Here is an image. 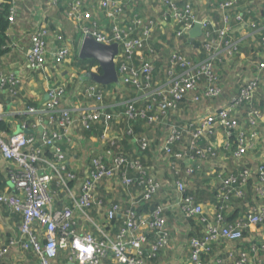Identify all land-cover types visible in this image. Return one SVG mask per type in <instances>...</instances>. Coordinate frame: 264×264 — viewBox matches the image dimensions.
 Masks as SVG:
<instances>
[{
    "label": "built area",
    "instance_id": "obj_1",
    "mask_svg": "<svg viewBox=\"0 0 264 264\" xmlns=\"http://www.w3.org/2000/svg\"><path fill=\"white\" fill-rule=\"evenodd\" d=\"M140 1L100 0L98 11L110 21L109 33L88 27L94 15L84 9V0H48V6L68 5L66 17L78 24L83 32V40L90 37L107 46L118 45L119 53L114 58L118 77L123 86L137 94L125 102L121 117L130 122H147L167 128L164 158L175 172H179L177 161L184 163L186 168L184 177L177 183L180 193L185 191L186 183L195 171L187 150L178 147L186 142V136L192 138L189 151L201 160L218 156L213 147L202 149L197 145L208 134L223 128L226 135L232 138L224 151L231 153V158L244 166L236 175L219 174L216 177L221 180L217 196L218 211L214 215L206 213L205 208L196 205L189 196L180 200L184 217L201 224L205 234L201 238L192 237L187 243L189 264H264V239L260 241L252 235H245L250 226H264V163L257 166L244 164V158L251 151L261 149L264 143V109L254 105L256 92L264 82V26L257 30L260 59L253 62L256 68L253 78L240 87L228 105L212 109L208 115L186 124L179 121L184 116L186 101L190 100L196 105L222 96L219 66L226 62L237 65L234 61L240 50V44L230 37L233 31L230 13L248 3L252 10L236 12V21L242 23L244 16L248 13L251 16L256 6L260 5L264 12V0H224L219 3L217 9L223 13L220 27L200 21L190 2L159 0L162 10L155 18L139 13ZM2 4L10 5L9 29H12L19 17L17 0H0ZM260 18L264 22V14L261 13ZM196 23H200L203 29L202 36L196 39L198 46L190 45L192 52L189 55L185 50L169 48L165 43L170 49L171 61L168 68L159 71L153 62L157 51L149 47L147 53L148 42L155 33H164L165 30L168 33L172 31L168 41L172 38L185 39ZM50 36L49 29L41 25L30 33L31 49L26 56L29 70L43 71L49 65L66 68L74 61L70 44L61 35L57 36L60 46L49 49ZM21 84L22 80L15 74H6L0 69V99L8 93L17 97ZM82 93L90 104L79 109L77 117H73L71 110L61 109L66 84L57 83L49 88V100L45 105L40 108L28 107L19 113L26 117L24 131L8 134L0 129V156L11 165L8 176L15 191H0V206L22 216L20 247L31 251L39 264H54L62 250H69L79 264H102L106 259L115 264H149L150 260L169 247L172 240L164 207L158 206L150 214H140L137 201L133 200L127 209H123L119 203H111L107 208V222L112 223L118 215L124 220L123 227L114 237L82 233L77 226L80 220L92 222L90 212L97 203L99 188L117 178L121 179L125 192L134 187L141 188V202L147 204L156 198L161 184L150 176L140 160L150 148L151 139L148 137L137 139L140 148L137 155H130L117 146L119 138L113 139L112 150L108 154L96 155L90 160L81 194L71 196L68 206L54 207L55 198L51 191L53 177L65 189L79 179L66 161L62 149L63 131L73 126L92 130L97 124L112 123L120 116L115 107L106 105L108 93L101 85L88 84ZM5 120V115L0 113V122ZM55 125L59 130L50 128ZM40 129L42 131L37 135L25 133ZM127 135L135 137L130 129ZM46 151L52 154L51 159L46 156ZM250 189L253 202L247 213L237 223H227L225 213L234 201L243 200ZM225 242L241 243V249H229L227 259H211L214 246ZM18 244L16 240H11L0 249V264H4L7 255Z\"/></svg>",
    "mask_w": 264,
    "mask_h": 264
},
{
    "label": "crops",
    "instance_id": "obj_2",
    "mask_svg": "<svg viewBox=\"0 0 264 264\" xmlns=\"http://www.w3.org/2000/svg\"><path fill=\"white\" fill-rule=\"evenodd\" d=\"M193 4L194 12L200 21H206L212 26L220 27L223 21V13L217 9L218 4L224 0H183V2ZM100 0H84V9L91 12L94 17L88 27H94L100 32L109 33L111 31L110 21L100 15L98 11ZM19 8V17L14 28L8 30L9 51L0 58V69L6 74H15L22 84L18 89V96L14 97L11 93L1 96L0 113L6 117L4 128L2 131L13 134L24 131L23 124L26 117L19 114L24 112L28 107H42L49 100V88L57 83L66 84V96L62 101L61 109L72 111L73 117L78 116V110L88 106L83 98V89L94 83L92 75H102V69L99 64L89 70L76 67L74 61L66 68H57L54 65H49L43 71H31L26 64V56L31 49L29 41L30 33H32L38 25L46 26L50 33L48 39L49 49H54L60 46L57 36H63L70 44L73 58L79 57L80 49L83 45V32L78 24L69 21L66 17L68 5L57 6L50 8L48 0H17ZM159 0H141L140 7L137 9L143 16H151L158 18L162 10ZM252 10L249 4H243L235 11H231V25L233 31L230 37L233 41L240 44V50L236 53L237 65L231 62L222 63L219 66V73L222 80L223 94L220 98L206 101L202 104H193L190 100L184 103L183 114L180 118L183 124L193 121L197 118H202L209 114L210 110L221 108L228 105L234 95L239 91L240 87L253 78L256 68L253 67V62L260 59L259 55V38L257 30L264 26L263 20H260L261 10L260 5L253 9L251 16H244V21L239 23L236 21L238 11L244 12ZM253 21V23H251ZM87 23V22H85ZM95 25V26H94ZM160 32V31H159ZM170 30V34H171ZM155 33L154 41L162 46L161 51H157V55L153 56V62L159 71H164L169 67L171 57L169 54L170 47L179 50H185L191 55L192 47L190 37H187V42L184 39H171L168 41L157 37ZM165 35V34H164ZM186 39V38H185ZM170 44H168V42ZM167 43V46L164 44ZM167 49V50H166ZM167 53L166 57L161 55ZM117 70V66H116ZM230 77L228 79V76ZM106 92L108 93L106 105L114 108L120 114L112 123H101L93 127L92 130H84L79 126H73L67 131H63L64 139L62 141V149L65 153L66 161L69 166L76 172L78 180L69 184V189L62 188L57 184V180L53 177L54 182L51 186L52 194L54 195V207L61 208L71 204V196L77 197L81 194V185L83 178L88 172L90 160L96 156H105L112 150L111 143L113 139L119 138L117 146L127 151L130 155L140 153L137 139L141 136L151 139L150 148L140 157L143 166L149 171L150 176L161 184V189L156 198L150 203L141 202L142 189L134 187L129 192H125L121 186V179L117 178L110 182L102 184L99 188L96 205L93 206L90 217L92 222L86 220L78 221V230L82 233H90L96 237H101L102 234H107L110 237L117 235L123 227V218L118 215L116 220L108 223L106 214L111 203L121 204L123 209H127L132 205V202L137 201V208L140 214H150L158 206H162L166 210L168 220V230L171 233L172 240L167 249L160 252L156 258L149 261V264H189L190 253L188 252L187 243L192 237H200L204 233V227L197 221L187 220L181 212L180 200L182 197H192L196 205H202L206 213L214 215L218 211V190L220 181L217 176L236 175L243 168L241 162H237L231 158V153L225 152L224 147L232 142V138L226 135L223 128L214 130L212 134H208L200 142L198 146L202 149L213 147L217 152V157H212L209 160H201L197 156L192 155L189 151L192 138L186 136V142L178 145L179 149L184 148L189 155L190 164L195 169L194 174L186 183V189L183 193L177 188V183L184 177L186 173L185 164L177 161L179 172H175L172 166L165 160L163 152L164 140L168 134L166 127L162 125H149L147 122H130L124 120L123 115L125 102L133 99L137 94L135 91L121 84L118 77V82L111 85ZM254 105L264 109V82L260 85L256 92ZM56 126V125H55ZM54 130H59L56 127H50ZM1 129V127H0ZM132 130L135 134L134 138L127 135L128 130ZM42 130L37 132L27 130V135H37ZM264 141V139L262 140ZM232 151L234 148L231 149ZM107 159V158H106ZM249 166H257L264 163V143L261 149L251 151L245 158L244 164ZM11 165L2 159L0 156V175L4 188L1 192H14L11 188L12 182L9 179V170ZM13 186V185H12ZM134 200V201H133ZM253 197L251 189L248 195L241 201H234L232 206L225 213L227 221L237 223L247 213L248 207L252 204ZM150 206L149 211L145 210L146 206ZM153 209V210H152ZM140 210H143L140 211ZM21 221L22 216L10 212L7 208L0 206V249L8 245L11 240L19 242L18 246L13 248L4 260V264H39L37 258L31 251L21 249ZM182 232V234H180ZM253 236L260 241L264 239V226L250 229L247 231L246 237ZM151 238V237H149ZM241 243L216 244L211 259L221 258L227 259L228 250L234 248L241 249ZM246 248L247 245L245 244ZM237 252V251H236ZM70 251H60L58 259L54 264H79V262L70 255ZM264 255V253H262ZM102 264H115L112 260L106 259Z\"/></svg>",
    "mask_w": 264,
    "mask_h": 264
},
{
    "label": "water",
    "instance_id": "obj_3",
    "mask_svg": "<svg viewBox=\"0 0 264 264\" xmlns=\"http://www.w3.org/2000/svg\"><path fill=\"white\" fill-rule=\"evenodd\" d=\"M203 34L202 25L196 23L189 32L191 42L200 38ZM118 45L107 46L98 43L93 38H86L79 52V57L83 60H94L102 69V75H92L94 83L107 86L118 82V74L114 58L118 55ZM31 132H26V134Z\"/></svg>",
    "mask_w": 264,
    "mask_h": 264
},
{
    "label": "trees",
    "instance_id": "obj_4",
    "mask_svg": "<svg viewBox=\"0 0 264 264\" xmlns=\"http://www.w3.org/2000/svg\"><path fill=\"white\" fill-rule=\"evenodd\" d=\"M185 2V1H184ZM9 9H10V5L9 4H2L0 5V58L5 56L7 54V52L9 51L8 49V45H9V37H8V30H9ZM155 37V36H154ZM154 37L152 38V40L150 42H148V48L146 49L147 53H149L148 50L149 47L150 48H154L155 51H161L162 50V46H160L159 44H157L155 41H154ZM162 39H165V36H160ZM158 36V38H160ZM186 43L187 41V37L186 39H184ZM170 44V43H169ZM191 45H193V47H196L198 46V42L196 40H194ZM74 63L76 65V67H79L81 69H85V70H89L90 68L94 67V66H97V62L94 61V60H80V59H75L74 60ZM105 91L107 89H110L109 87H105V86H101ZM3 103L0 99V104ZM0 127H1V130H5L4 128L5 127V124L3 122H0ZM46 156L51 159L52 158V154L49 152V151H46ZM4 188V184L2 183V176L0 175V190H2ZM150 206H153V204L151 205H147L145 210L149 211V208ZM153 209L155 208V206L152 207ZM152 209V210H153ZM143 212V210H140ZM140 213V212H139ZM227 223L229 224H232L231 221H227ZM257 227L256 226H250L248 228L247 231H249L250 229H256ZM247 231L245 232V235H247ZM204 233L202 234V236H200L199 238L201 237H204ZM214 252V248H213V251H212V254ZM211 257V256H210ZM206 258L207 260L210 258Z\"/></svg>",
    "mask_w": 264,
    "mask_h": 264
},
{
    "label": "rangeland",
    "instance_id": "obj_5",
    "mask_svg": "<svg viewBox=\"0 0 264 264\" xmlns=\"http://www.w3.org/2000/svg\"><path fill=\"white\" fill-rule=\"evenodd\" d=\"M164 33H165V35H164ZM164 33H163V32H158L157 37H158V36H159V37H160V36H166V35L168 36V35L170 34V33H168L167 30H165ZM167 33H168V34H167ZM167 36H166V37H167ZM169 36H170V35H169ZM166 50H167V49H166ZM161 55L163 56V59H164V57H166V55H168V54L162 52ZM229 78H231L230 75L228 76V79H229ZM231 79H232V78H231ZM12 185H13V184H12ZM12 185H10V186H11L12 189H14ZM62 251H64V250H62ZM70 255H71V253H70Z\"/></svg>",
    "mask_w": 264,
    "mask_h": 264
}]
</instances>
